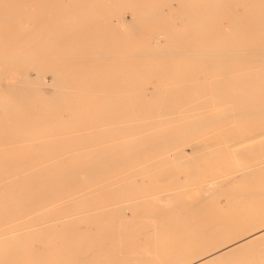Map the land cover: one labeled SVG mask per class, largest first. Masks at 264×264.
I'll list each match as a JSON object with an SVG mask.
<instances>
[{"label": "bare ground", "instance_id": "6f19581e", "mask_svg": "<svg viewBox=\"0 0 264 264\" xmlns=\"http://www.w3.org/2000/svg\"><path fill=\"white\" fill-rule=\"evenodd\" d=\"M136 1L138 8L131 10L114 6V0H0V247L15 248L2 249L0 264H73L70 258L80 250L105 254V264L114 259L119 264H256L238 257L264 245V211L239 223L244 233L237 240L219 245L215 239L222 236L215 235L222 229L197 218L219 191L264 187V167L258 170L256 164L210 172L218 154L252 158L253 149L240 147L243 137L263 138L264 147V0H198L185 7L193 23L189 27H216L227 50L194 51L189 57L184 50L194 48L197 38L181 35L176 38L189 41L151 39L143 44L145 51L122 60L110 48L126 44L124 31L156 29L149 19H140L152 16L151 0ZM156 15L168 24L164 29L180 27L165 12L157 9ZM101 31H112L113 37L97 38ZM204 35L212 37L210 31ZM223 71L229 75L221 80ZM200 75H210L207 86L199 82ZM142 77L189 82L148 95ZM231 122L239 130L222 133L226 146L208 151L215 141L207 130ZM134 133L138 138L122 139ZM186 145L206 160L204 172L197 169L198 161L178 163ZM88 157L92 159L83 161ZM190 166L197 170L189 169L182 181L183 167ZM128 168H137L141 181H125L129 176L121 179L124 175L99 181L107 186L125 181L116 189L118 196L107 193L115 200L103 206L104 194L89 187L93 181L88 175L103 178ZM143 170L155 175L150 193L136 187L145 185ZM192 186L201 191L199 202L185 207L181 200ZM263 197L258 193L247 199ZM215 206L213 213L217 209L222 215ZM157 208L164 218L160 227L153 226ZM109 215L117 218L116 244L99 225L81 249L65 243L56 248L50 239L52 233L71 234L81 224ZM148 253L164 257L156 260ZM260 256L264 264V251Z\"/></svg>", "mask_w": 264, "mask_h": 264}, {"label": "rangeland", "instance_id": "374dc122", "mask_svg": "<svg viewBox=\"0 0 264 264\" xmlns=\"http://www.w3.org/2000/svg\"><path fill=\"white\" fill-rule=\"evenodd\" d=\"M197 1L198 0H151L149 10L152 9V11H153L152 16L151 15H148V16L145 15V16L141 17L140 19H142L146 22L149 19L151 24L153 25L152 28H156V29H154V30H143L142 32H140V31H137V32L124 31L122 33V36H121L122 39L121 40L124 41L126 44L120 48L111 47L110 50L116 52L118 54V56H117L118 58H120L122 60H128L129 55L131 53L145 51L146 47H144L143 44L150 42L151 39H159L161 41L176 42V43H181V41L186 43V41H189V40H179L176 38V36H181V35H191L192 37L197 38L196 42L192 41L196 44L194 48L190 49V51H186V49L184 50L187 53V56H189V57H194V55H196V54H194V51L195 52H204L207 49L208 50L209 49H217L219 47H222L225 50L229 49L228 48L229 46L226 44V42H223V41L217 39V37H219V36H216V34L218 33V30L216 29V27L211 26L210 28H208L206 30H202V29L200 30V29L189 27L193 23H191L192 19H189L185 7L187 5H189L190 3L195 4ZM114 6L124 7L126 9L134 10V9L138 8V1H136V0H114ZM157 9H158V11L161 10L162 12H165V14L168 16V17L166 16V18L170 19L171 21H176L178 23L177 25H179L180 27L177 30L164 29L165 25L167 26L168 24L162 19L163 18L162 16H159V17L157 15H156V17L154 16V13L156 12ZM237 12L240 15L241 14L243 15V10L241 8H238ZM251 15L255 16L254 13H252V12H251ZM125 16H126L127 20L131 21L132 14L129 11L125 14ZM100 19H102V17H100ZM208 31H210V34L212 35V37H208L207 35H204V33L208 32ZM228 32H229L228 27H226L225 28V34H227ZM112 33H113L112 31H101V32L97 33L96 36L99 39H102L105 37H113ZM238 43L240 44L239 41H238ZM86 58H90V57H86ZM156 71L157 70H153L151 73H154V72L156 73ZM147 73L148 72H145V73L143 72V73H141V75L146 76ZM227 75H229L228 71H223V72L219 73V77H221V80L223 77H225ZM142 78L143 79H141L140 82L142 84H144L143 90L146 91L148 93V95L152 94L153 92H156V90H158V89H162V90H176L177 89L178 90L180 88L179 87L175 88V87H173V85H175V84L183 85V84L189 82V81H185L182 79L176 80L174 78L168 79V80L165 79L162 81L155 78V77H152V78L142 77ZM48 79L50 80V76L48 77ZM210 79H211L210 75H200L199 76V82H201L202 84H206V86L208 85ZM130 81L131 80H127L126 83H129ZM152 84H153V86H152ZM154 84H156V87L154 86ZM207 92H209V91H207ZM212 109H213V107L208 109L209 113H213ZM134 118H136V117H134ZM134 118H132V119H134ZM135 120L137 121V119H135ZM138 121H139V119H138ZM170 125H169V128H170ZM167 126L168 125H166V127L165 126L164 127L168 129ZM212 129L210 128L207 130L208 136L212 137L211 139L213 142L215 141L214 146L209 147V149H208V151H211V152L213 151L214 148L219 149V148L226 146L227 143L225 142V139L222 137V133H224V132L226 133L229 131H235L236 132L239 130V127L236 123L231 122V123L225 124L224 128H214L213 130ZM134 138H138V135H136V133H134L133 135L122 137L123 140H131ZM217 138H219V139L217 140ZM198 139H196V141H198ZM239 140H241V142H242L240 145L241 148H244V149L250 148V149L254 150L255 154L252 156V158H249V157L242 158L238 154H235V153H233L232 155H229V153L228 154L227 153L218 154L216 156V159H215L216 168L214 167V170H210V172L220 173V172L224 171L225 169L228 171H233L235 169H248L249 167H251L249 169H252V168H254V166H253L254 164H256V167L258 168V170L261 169L262 167H264V147L261 146V144L263 143V138L252 139V138H250V136H247V137H243ZM201 141H203V140H201ZM185 147L187 150V152H186L187 154L185 152H183L182 155L183 154H185V155H183L184 157L181 155L182 158L177 159V161H179L178 163L182 164V161H184L188 164V162L194 163V161H198V163L195 162L198 165L197 169H199V170L201 169L200 172H202V170L204 172V168L207 167V165H208L206 163V160H203V159L200 160L198 158V153L193 152L189 145H186ZM166 155H168V154H166ZM166 155L164 154V156H166ZM162 157H163V155H162ZM91 159H92L91 157H88L87 159H84L83 161L88 162ZM157 159L159 160V158H156L154 161H156ZM144 160L146 161L148 159H144ZM152 160L150 159L148 161L151 162ZM76 161L80 164L83 162V161H78V160H76ZM184 162H183V164L185 166H187ZM183 168H178V169L175 168V171L177 170L180 172V170L183 169V171H185V172L182 171L183 173L181 175V180L186 181L188 179L186 172H190V170H195V169L193 167H192L193 169H191V166H190V168L189 167H183ZM136 169L137 168H134V169L128 168V169L123 171L124 172L123 174H117V172H115V173L109 174L108 177H103V178L96 175L95 173L89 174L88 176H90L91 180L93 181V183H91L89 185V187L92 189L96 188V189L101 190L99 192H102L104 194V197L101 198L100 203L103 206H107L110 203H113V201L115 200V199L109 200L108 198H106L107 193L110 192V193H112V195L114 197H116V195L117 196L119 195L118 192H116L117 191L116 189L118 187H122L124 185L125 181H133L135 179H137L138 182L141 181V176H137V173L136 174L134 173V171ZM156 170L158 172L159 171H168V169H165V170L164 169L163 170L156 169ZM143 171L146 174L145 175L146 177L142 176V177H145V179H144L145 185L144 186L136 185V187L140 186L141 189H144V191L150 193V192H152V191H150V189L152 187H153L152 188L153 191L155 189L154 186L152 185V182H150V180L152 181V179L155 177V175L153 173L149 174V170H143ZM151 171L154 172L155 170H151ZM157 171H155V172H157ZM129 172H132V175H128ZM122 175H124L125 177L121 178V179H125L128 176L129 177L127 180L121 181L115 185L107 186V182H99V181H102L103 179L114 180L116 178H119ZM190 189L191 190H189L188 193L186 195H184L182 200H181V203H183V205L185 204V207H188L189 205H193V204L198 203L200 195H201V191L197 190L194 186L190 187ZM229 190H231L232 192H230ZM229 190L228 191H219L220 193L217 192L216 195L214 196V198H212L210 201H206V205L209 206V203H210V205L213 206V209H214V205H217V206H215V208H218V209H219V207H220V209L222 207L221 210L219 209V212L223 213L222 215H220V213H219V215L217 214L218 213L217 209L213 213L214 210L212 209V207L206 206V208L203 210L202 214L199 216V218H197V219H200L201 221H203L205 223V226H207V227L209 226V228L216 226V227H219V229H222L220 232L216 233V235H215L216 237H217V235L222 236L221 238L215 239L216 241L220 239L219 240L220 242H218L217 245H219L225 241H227V242L231 241L232 242L234 240H237L236 238L244 233V231L240 230L241 225L239 223L246 220V219L253 217L252 216L253 213L264 211V206H263L264 205V197L259 199V200H256V201H248V199H247V197H250L251 195H255L258 193L260 195H264V187L243 185V186H236L234 188H230ZM138 192H140V191H137V193ZM196 193H198V194L196 195ZM222 194H223V196H222ZM127 196H130V195H127ZM218 200H219V202H218ZM211 201H213L214 203ZM217 202H218V204H217ZM252 203L257 204V205L252 206V207L250 206V207L238 208L239 207L238 204L246 205V204H252ZM150 209H154V207H151ZM233 209H235V210H233ZM175 210H176L175 214H178L177 216H180L179 215L180 211L178 209H175ZM226 214H227V216H226ZM229 214H230V216H229ZM154 215H155V222H154L153 226L160 227V223H158V221L164 219L163 215L161 213V209L157 208L155 210ZM115 216L116 215H109L106 218L99 220L100 222H98L97 220L87 221V222L81 224L80 230H78V231L76 230L75 232H73L71 234H62L63 236L56 237V235H54L52 233V234H50V239L52 242H54V244H56V248H60L59 245H61L62 243H65V244H70V245L74 246L75 249H78V248L81 249V248H83V245L89 241L88 235L96 232L97 226L99 225L98 228L104 234H106V235L111 234L113 236L114 241H115V243L113 242V244H116V242L118 241L119 233H118L117 229L113 228V226L116 225V221H117V218ZM219 216H221V217H219ZM255 218L259 219L261 217L259 216V217H255ZM248 225H250V224H248ZM245 228H246V226H245ZM104 229L106 231H104ZM232 230L234 233L231 232ZM234 230H238V231H234ZM112 231L117 235L116 238H115V234ZM228 231H230V232H228ZM245 232H247V230ZM175 237L177 239V235H175ZM146 246L148 247L150 245H146ZM150 247H152V246H150ZM2 249H4L3 250L4 252H10V251L15 250V248L12 247V245H10L8 247L2 245L0 247V252L2 251ZM210 250H212V247L207 248L206 251L208 252ZM262 251H264V245H262V246L258 245L254 248H250V249L246 250L238 258L239 259H245V260L252 258V259H254V261L256 260V264H261L262 260H261L260 254ZM79 252H80V254L73 255V257L70 258V260L73 261V264H77V263L78 264H96V262L99 259H101V264L106 263V261L104 259L105 254H103V253L99 255L100 257H98V256H94V254L90 253L89 251L80 250ZM160 255H161V257H164V255H162V254H160ZM160 255L148 253L146 256L147 257L153 256L157 260L158 256L160 257ZM1 260H2V258H0V262H1ZM107 264H119V263H117L116 259H114V260H112L111 263L108 262ZM227 264H229V263H227Z\"/></svg>", "mask_w": 264, "mask_h": 264}]
</instances>
